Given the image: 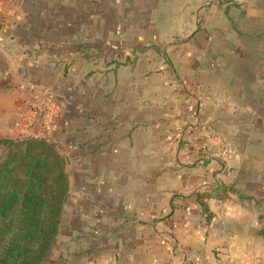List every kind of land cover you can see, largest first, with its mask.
Wrapping results in <instances>:
<instances>
[{
  "label": "crops",
  "instance_id": "1",
  "mask_svg": "<svg viewBox=\"0 0 264 264\" xmlns=\"http://www.w3.org/2000/svg\"><path fill=\"white\" fill-rule=\"evenodd\" d=\"M0 7V138L67 160L45 264H264V0Z\"/></svg>",
  "mask_w": 264,
  "mask_h": 264
},
{
  "label": "trees",
  "instance_id": "2",
  "mask_svg": "<svg viewBox=\"0 0 264 264\" xmlns=\"http://www.w3.org/2000/svg\"><path fill=\"white\" fill-rule=\"evenodd\" d=\"M70 195L67 160L55 142L0 138V264H45Z\"/></svg>",
  "mask_w": 264,
  "mask_h": 264
},
{
  "label": "built area",
  "instance_id": "3",
  "mask_svg": "<svg viewBox=\"0 0 264 264\" xmlns=\"http://www.w3.org/2000/svg\"><path fill=\"white\" fill-rule=\"evenodd\" d=\"M0 40H1V38H0ZM217 156L232 159V158H236L238 156V153L236 152L235 149H233L231 147H227V148H222L220 153Z\"/></svg>",
  "mask_w": 264,
  "mask_h": 264
},
{
  "label": "rangeland",
  "instance_id": "4",
  "mask_svg": "<svg viewBox=\"0 0 264 264\" xmlns=\"http://www.w3.org/2000/svg\"><path fill=\"white\" fill-rule=\"evenodd\" d=\"M63 224H62V228H71V218H70V215H69V211L67 212L66 215H64V218H63ZM81 226L78 225L77 228H80Z\"/></svg>",
  "mask_w": 264,
  "mask_h": 264
}]
</instances>
